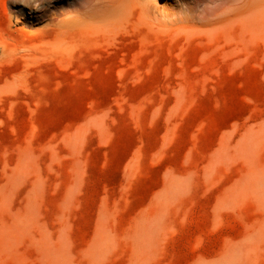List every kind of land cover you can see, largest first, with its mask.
Here are the masks:
<instances>
[{"label":"rangeland","instance_id":"obj_1","mask_svg":"<svg viewBox=\"0 0 264 264\" xmlns=\"http://www.w3.org/2000/svg\"><path fill=\"white\" fill-rule=\"evenodd\" d=\"M155 1L71 63L0 0V264H264V0Z\"/></svg>","mask_w":264,"mask_h":264},{"label":"bare ground","instance_id":"obj_2","mask_svg":"<svg viewBox=\"0 0 264 264\" xmlns=\"http://www.w3.org/2000/svg\"><path fill=\"white\" fill-rule=\"evenodd\" d=\"M226 2L227 0L214 1L212 6L203 8L196 18L207 23L213 22ZM11 3L19 5L16 0H11ZM62 3V0H55L54 5L57 52L62 61L71 63L77 60L75 53L82 52L81 49L88 40H73V26L81 28L90 38L99 31L109 32L112 45L117 46L120 36L131 35V27L136 25L133 22L135 15L138 16V24H151L150 20L162 13L155 0H71L66 7ZM188 35L191 36L190 32ZM1 50V62L9 61L16 55L15 49L7 44L1 45Z\"/></svg>","mask_w":264,"mask_h":264}]
</instances>
